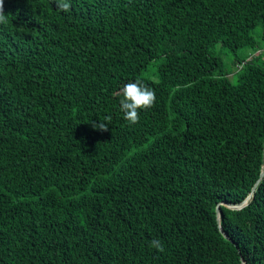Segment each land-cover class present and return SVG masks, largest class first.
Listing matches in <instances>:
<instances>
[{
	"label": "trees",
	"instance_id": "trees-1",
	"mask_svg": "<svg viewBox=\"0 0 264 264\" xmlns=\"http://www.w3.org/2000/svg\"><path fill=\"white\" fill-rule=\"evenodd\" d=\"M71 4L4 0L0 264H264V0Z\"/></svg>",
	"mask_w": 264,
	"mask_h": 264
},
{
	"label": "clouds",
	"instance_id": "clouds-1",
	"mask_svg": "<svg viewBox=\"0 0 264 264\" xmlns=\"http://www.w3.org/2000/svg\"><path fill=\"white\" fill-rule=\"evenodd\" d=\"M71 7V0H57V9L60 12L68 13ZM7 23L8 15L4 12V0H0V24ZM117 94L121 97L119 105L123 118L131 125L139 123L141 111H147L154 107L156 102L155 90L141 80L124 84ZM104 121L106 122H93V128L102 132L108 131V122L111 121V117L106 116ZM150 247L159 252L164 251L163 242L159 239H153L150 242Z\"/></svg>",
	"mask_w": 264,
	"mask_h": 264
},
{
	"label": "rangeland",
	"instance_id": "rangeland-1",
	"mask_svg": "<svg viewBox=\"0 0 264 264\" xmlns=\"http://www.w3.org/2000/svg\"><path fill=\"white\" fill-rule=\"evenodd\" d=\"M256 35L259 36V33L256 31ZM264 48V46H263ZM211 54L220 57L223 59L224 63L226 64V69H230L231 67H229L231 65V58L232 55L228 50H225L221 47L220 44L215 45L212 49H211ZM261 57L264 61V49L261 51ZM233 70H235V68H232Z\"/></svg>",
	"mask_w": 264,
	"mask_h": 264
},
{
	"label": "water",
	"instance_id": "water-1",
	"mask_svg": "<svg viewBox=\"0 0 264 264\" xmlns=\"http://www.w3.org/2000/svg\"><path fill=\"white\" fill-rule=\"evenodd\" d=\"M264 177V170H263V173H262V175H261V178H263ZM259 184V182L257 183V185ZM255 189H256V187L254 188V191H255ZM252 198H253V193L244 201V202H242V203H240V204H236V205H234V204H227L228 205V207H230V208H232V209H238V210H240V209H242V208H244L245 206H247L249 203H250V201L252 200ZM218 212L220 213V211H219V209H218ZM220 222V221H219ZM221 232H222V234L227 238V239H229V240H231L229 237H228V235L223 231V230H221ZM243 264H246L245 262H243Z\"/></svg>",
	"mask_w": 264,
	"mask_h": 264
}]
</instances>
